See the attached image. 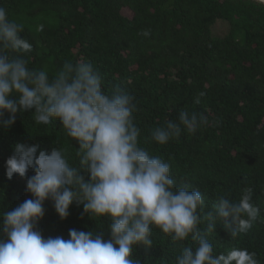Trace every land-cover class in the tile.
Returning a JSON list of instances; mask_svg holds the SVG:
<instances>
[{
    "label": "trees",
    "instance_id": "1",
    "mask_svg": "<svg viewBox=\"0 0 264 264\" xmlns=\"http://www.w3.org/2000/svg\"><path fill=\"white\" fill-rule=\"evenodd\" d=\"M10 20L24 25L22 35L33 45L26 54L29 67L54 75L66 61L91 62L102 76L105 91L119 88L134 97V122L141 130L140 146L171 165L176 187L199 190L203 215L217 197L240 198L253 189L261 216L247 232L231 236L219 218L209 235L217 252L247 248L264 264V4L259 0H0ZM221 21L227 31L212 33ZM43 25V31L37 27ZM150 30L149 37L139 35ZM200 92V103L195 100ZM186 111L208 118L195 134L160 145L151 132L166 121H178ZM17 143L37 144L39 150H65L79 166L78 143L67 137L60 122L37 125L33 114L18 113L8 129L0 128V213L12 210L31 194L28 170L21 178L5 175V162ZM38 154V153H37ZM81 174L88 179L86 170ZM37 230L47 238H69V229L94 231L109 237L107 217L81 218L75 202L60 219L51 200ZM230 219V218H229ZM2 222V218H0ZM204 220L201 227H206ZM153 245H138L133 259L140 264H174L180 245L159 229ZM187 243V242H185Z\"/></svg>",
    "mask_w": 264,
    "mask_h": 264
},
{
    "label": "clouds",
    "instance_id": "2",
    "mask_svg": "<svg viewBox=\"0 0 264 264\" xmlns=\"http://www.w3.org/2000/svg\"><path fill=\"white\" fill-rule=\"evenodd\" d=\"M37 31H43V25ZM23 32L24 25L10 20L0 5V128H10L17 114L25 112L33 114L37 125L58 120L71 142L79 145V166L69 163L61 147L38 152L37 144H15L5 175L8 180L14 174L24 178L32 169L26 182L32 198L0 213V264H140L133 251L138 245H153V229L180 245L174 264H260L247 248L217 252L209 239L217 218L233 238L253 227L261 209L253 203L251 187L235 201L218 196L202 218V193L177 188L170 163L140 146L134 97L119 88L105 91L91 62L66 61L52 76L46 69L30 68L25 56L33 45ZM139 35L151 33L145 29ZM203 96L200 92L195 103ZM208 124L203 115L181 111L178 121L156 127L151 140L164 145L182 131L195 134ZM46 200L52 201L60 219L70 215L74 202L83 206L82 219L107 217L109 237L69 229L67 240L45 238L37 225L45 215ZM204 220L207 226L201 227Z\"/></svg>",
    "mask_w": 264,
    "mask_h": 264
},
{
    "label": "rangeland",
    "instance_id": "3",
    "mask_svg": "<svg viewBox=\"0 0 264 264\" xmlns=\"http://www.w3.org/2000/svg\"><path fill=\"white\" fill-rule=\"evenodd\" d=\"M227 31L226 24L221 21H217L213 26H212V33L217 36H222L224 33Z\"/></svg>",
    "mask_w": 264,
    "mask_h": 264
}]
</instances>
